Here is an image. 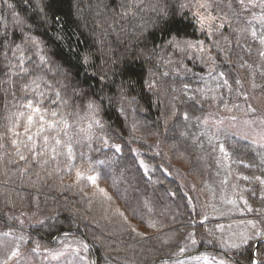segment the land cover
Wrapping results in <instances>:
<instances>
[{
	"label": "trees",
	"instance_id": "16d2710c",
	"mask_svg": "<svg viewBox=\"0 0 264 264\" xmlns=\"http://www.w3.org/2000/svg\"><path fill=\"white\" fill-rule=\"evenodd\" d=\"M202 1L206 29L198 0H0V228L38 245L78 238L98 264H153L183 247L264 264V149L204 124L213 104L239 109L264 89V25L247 22L243 0ZM29 99L43 101L45 132L13 145ZM65 128L79 141L72 159L51 139ZM9 212L36 222L19 228ZM249 221L257 236L220 246L222 228Z\"/></svg>",
	"mask_w": 264,
	"mask_h": 264
},
{
	"label": "rangeland",
	"instance_id": "374dc122",
	"mask_svg": "<svg viewBox=\"0 0 264 264\" xmlns=\"http://www.w3.org/2000/svg\"><path fill=\"white\" fill-rule=\"evenodd\" d=\"M198 1L200 9L196 11L197 23L201 28L206 29L211 21H213V17L210 15L211 18L204 19L203 24H201L200 17L202 15L207 17L210 12H208V7H200V4L204 3L202 0ZM241 12L246 17L247 22L254 23L259 27V24L264 25V0H243L241 4ZM210 43L211 41H209V44ZM201 50L204 53L210 51L206 46H201ZM39 51L40 50L38 49L37 52ZM38 54H40V52ZM29 115L33 116V123L29 125L26 120V127L15 133L11 142L13 145L20 146L23 142H30L29 140H26V137L29 135L32 136L34 132L37 133L41 127L46 125L45 122L41 124V111H31ZM204 120V124L207 127L212 128V131L224 128L237 135L239 134L252 141L256 146L264 149V89L257 92L252 90L247 96L246 104L239 109L237 107H225L219 110L215 107V104H213ZM25 129L30 130L29 132H26ZM139 162L142 164L144 163V160L139 159ZM172 163L173 165L184 166L183 162L175 155H172ZM144 166L148 169V166ZM95 176L97 177L96 174H90V177ZM211 206L220 208L223 205L213 200L212 203H209L210 209ZM224 206L226 207V204H224ZM7 216L17 220L18 227L24 228L30 225L31 222H36L35 219L31 220L28 215L22 213L9 212L7 213ZM38 218L41 217L39 216ZM252 228L253 227L249 225V223L222 228L220 230V246L224 249H228L229 247H227V244H237L238 239H241L242 234L249 239L257 236L261 231V229L258 228L251 232ZM68 240L69 241L60 243V245L55 243V239L48 242L47 245H38L35 240H29L27 242V238L18 231H14V229L0 228V264H95V262L98 264L97 256L94 257L93 260L88 258L85 251L86 249L83 246L84 243L80 239L68 238ZM183 248L185 251L182 254L179 253L177 256L178 258L176 257L158 264H216V262L221 259L224 260L225 264H231L220 256H218L217 259L209 258L211 261L210 263L206 261L205 255L202 257L203 254H200L202 251H187L188 248ZM13 253H15V255H13ZM257 260L258 259L256 258L253 260L255 261V264H258Z\"/></svg>",
	"mask_w": 264,
	"mask_h": 264
},
{
	"label": "snow or ice",
	"instance_id": "6c2138e0",
	"mask_svg": "<svg viewBox=\"0 0 264 264\" xmlns=\"http://www.w3.org/2000/svg\"><path fill=\"white\" fill-rule=\"evenodd\" d=\"M181 7H185V5H181ZM200 7H201V8H207L208 5H207L206 3H201V4H200ZM210 18H211L210 14H209V16H207V17H205V16L202 15V16L200 17L201 24H203L204 19H210ZM186 43H188L189 47H195V45L192 44L191 42H186ZM200 43H201V45H202V42H200ZM261 43H264V40H262ZM261 56H264V52L261 53ZM32 85H34L35 88L38 89V88L40 87V83H39L38 79H37V80H33ZM32 85H25V90H26V91L29 90V88H31ZM49 87H50V86H49ZM57 96H59V93H57ZM42 102H43V101L41 100V101H39L38 103H35V104H34V101H33L32 99H29V100H27V102H26L23 106L26 107V108H28V109H31L32 112H40V111H41V108L38 106V104H39V103H42ZM88 108H89V110H92V111H93V114H94V106H93L91 103L88 105ZM57 115H58L57 112H55V111L52 112V116H53V117H56ZM62 119H63V118H61V120H62ZM185 119H188L187 114H185ZM27 122H28L29 125H31V124L33 123V116H32V115H29V116L27 117ZM43 122H44V120H43V116H41V124H43ZM58 122H59V121H58ZM65 123H66V122H65ZM92 123L98 126L100 122H99L98 120H93ZM48 128L51 129L52 126L49 125ZM9 131H11V129H9ZM25 131L27 132L28 129H25ZM43 132H45V128H44V127H41V128L39 129V133H43ZM64 136L67 137V139H62V138H60V133L57 132L55 136H52V137H51V139L54 140V142H55V144H56L57 146H63V147L66 149V152H67V155H68L69 159H72L73 156H74V152H73V143H74V142H75V143H79V141H78V140H75V136H74L73 134H69V132L67 131V128H65V130H64ZM49 138H50L49 136H44V142H45V145L48 144ZM27 139H28L29 141H32V140H33V137H32L31 135H29ZM104 142H105V144H107V140H105ZM14 143H15V141H14ZM115 147H116V150H117V151H120V148H119L118 145L115 146ZM53 151H56V149L54 148ZM220 151L224 154L225 157H227V156L229 155V153L225 150V147H224L223 145L220 146ZM23 158H24V157L22 156L21 159H23ZM81 175H82V173H80V172L78 171V172H77V178L79 179V178L81 177ZM89 179H90L93 183H95V179H96L95 177H89ZM258 179H259V178H258ZM261 183H264V180H262ZM249 211H251V209H249ZM248 223H249V225H251L252 227H255V224H254L252 221H249ZM247 239H248L247 236H245V235L242 234V237H241V243H245V242H247ZM195 242H196L195 240L192 241L193 244H194ZM238 246H239V245H237L236 243H229V244H227V247H229V248H236V247H238ZM184 251H185L184 248H181V249H180V253H181V254H182ZM13 255H15V253H13ZM216 264H225V262H224V260L221 259V260L217 261ZM252 264H255V261H253Z\"/></svg>",
	"mask_w": 264,
	"mask_h": 264
},
{
	"label": "water",
	"instance_id": "95a60500",
	"mask_svg": "<svg viewBox=\"0 0 264 264\" xmlns=\"http://www.w3.org/2000/svg\"><path fill=\"white\" fill-rule=\"evenodd\" d=\"M91 245V244H90ZM92 246V245H91ZM178 258V257H177ZM170 260V258H166V259H162V260H158V261H156V262H154L153 264H157L158 262H161V261H164V260ZM95 264H97L96 262H95Z\"/></svg>",
	"mask_w": 264,
	"mask_h": 264
}]
</instances>
